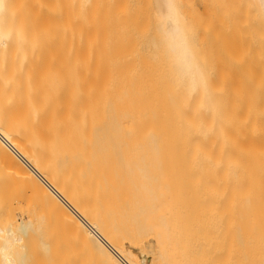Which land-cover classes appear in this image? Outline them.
Listing matches in <instances>:
<instances>
[{"label":"bare ground","instance_id":"1","mask_svg":"<svg viewBox=\"0 0 264 264\" xmlns=\"http://www.w3.org/2000/svg\"><path fill=\"white\" fill-rule=\"evenodd\" d=\"M84 1L0 0V190L8 191L6 190L8 188L5 189L4 181L8 180L6 178L9 174L11 177V170L16 173L15 167L19 164L18 156L17 160L15 157L12 161L9 160L10 156L6 160L5 151H13L12 155L16 153L21 156L22 159L19 158L20 166L23 165L21 169L24 167L26 169L18 168L20 171L17 175L19 178L25 173L23 185L24 188L28 186L27 202H22L24 209L18 222L13 219L15 215L8 216L10 211L15 210L14 205L13 209L10 204L9 209L3 206L7 211L12 210L6 212L10 218L6 217L5 220L0 218V264H34L37 261L51 260L52 253L56 251L57 254V248L55 250L54 246L56 247L58 241L54 242L55 245L49 243L48 233L45 231L48 226L54 230L67 228L66 230L75 234L78 229L80 231L84 228L85 231L77 233L86 232L84 241L80 242V245L76 243L79 235L75 236L76 239L73 238L74 241L71 238L74 237L73 234L70 236L71 234L64 233L66 234L64 238L68 240L62 243L67 246L68 251L67 248L63 250V253L67 251L62 254L63 257L59 252L60 256L57 258L61 257L62 261H68L69 264L73 260L74 264L81 261L79 256L72 257V253L74 255L81 253L80 258L88 260L87 262L84 260V264H111L113 261L119 264H198L197 229L202 224V214H206L207 210L212 213L214 211L211 205L202 202L205 195L200 183L201 179L197 180V178L199 174L214 173L217 171L214 167L221 164L224 165L225 176L232 183L230 194L237 191L240 197L242 226L244 228L254 226L263 230L260 234L264 240V121L262 120L264 90L261 92L263 96L261 97V94L260 100L258 99L261 106L257 103L259 111H256V115L263 114L262 119L253 115L259 120L252 121L253 117L251 122H249L250 118L248 122L245 120L248 124L254 122L256 124L254 127L253 124L248 125L243 120L247 128L238 132L233 130L234 135L232 131L227 132V130L216 134L198 130L196 132L198 138L194 145L187 148L184 145L189 142L187 134L192 132L178 131L176 125L181 116L177 112L183 103L185 104L182 105V109H191L188 102L198 90L199 83L194 73L173 67L170 61L168 32L171 29L170 26L167 29L165 27L163 0L159 2L151 0L156 34L155 37L153 36L152 47L155 48L157 61L163 63L162 66L165 67L163 69L166 70L165 75L170 78L169 81H172V88L166 83V87L169 88L167 93L171 90V94L176 96L175 98L169 94L170 99H175L169 100L171 101L169 104L166 102L169 114L164 117V148L160 149L158 146L157 132L151 130L148 134H142L144 137L138 140L137 131L130 128L132 125L130 129L123 125V121L128 120L130 114L127 112L114 114L113 110L109 109L107 115L103 117L104 120L99 126L97 125L98 127L96 126L97 128L93 127L95 129L92 128L91 133L90 162L87 167L89 172L86 173V180L87 184H90L89 176L94 174L95 192L97 191L95 196L81 193L84 189L90 191L89 187L84 185L82 177L68 182L70 189L63 200L62 208H51L48 215L40 208L36 201L37 189L35 190L38 180L34 177L38 161L32 153L31 144L21 143L17 133L32 131L38 123L37 117L48 119L49 127L52 129H66L73 133L83 131L81 115H73L67 110L64 83L51 81L52 59L48 49L50 41L47 38H50V35L52 37L53 34L57 36L55 33L50 34V30L52 32L55 30L54 27L51 28V25L57 23L55 21H59L56 25V29L58 28L56 33L61 35L64 32L63 21L66 22L67 18L65 15L63 19L64 13L71 9L70 6L75 10L77 8L82 10L81 6H85ZM248 1L255 8L256 11L252 7L255 15L259 16L257 21L261 23V34L264 36V0ZM169 5L179 13L178 0H169ZM94 11L96 10H93V13ZM180 18L182 28L185 30L183 19L181 16ZM262 81L264 83V80ZM262 87L264 84H260V88ZM178 93L184 99L175 95ZM204 100H200V103ZM178 102L183 103L179 105ZM259 106L263 112L260 111ZM201 117V115L197 116V118ZM255 126L257 131L254 130ZM241 131L245 132L240 135ZM238 134L242 137V143H239L241 137ZM205 139L220 147L217 148L215 145L206 148L203 145ZM179 143L183 145L180 147ZM71 157L74 161L78 159V154L71 151ZM8 160L11 162L9 163ZM7 168L10 172L8 171V175L5 176ZM22 171L24 173H21ZM236 175L238 185L234 182ZM11 178L7 183L10 184ZM19 179L13 181L19 183ZM40 184L41 180H39ZM192 189H195L194 194ZM197 189L198 193H196ZM18 190L16 191L18 196L19 194L23 196L20 192L23 188ZM215 191L218 192V189L212 188V192ZM7 194L9 195V191ZM1 207L0 203V210ZM19 208H22L21 205ZM215 216L217 223L216 212ZM208 221L211 223L209 219ZM70 228L76 231L73 229L71 231ZM56 236L58 237V234ZM72 245L74 248L77 245L78 248L82 246L83 248L79 249L83 250L79 252L77 248L73 249ZM58 251H62L60 247ZM74 251L78 253L75 254ZM53 257L56 258V255ZM260 259L264 264V255Z\"/></svg>","mask_w":264,"mask_h":264},{"label":"rangeland","instance_id":"2","mask_svg":"<svg viewBox=\"0 0 264 264\" xmlns=\"http://www.w3.org/2000/svg\"><path fill=\"white\" fill-rule=\"evenodd\" d=\"M84 3L85 6H81L83 11L80 8L75 10L72 6H70L71 9L68 7L69 9H66L68 12L64 13L63 18L65 19V15H67L66 22L63 21L66 25L63 24L62 31L64 32L61 31V35L56 33L58 29H56V25L59 21H55L57 23L51 25V28L54 27L55 30L53 32L50 30V34L55 33L57 36L53 34L52 37L50 35V38H47L50 41L48 49L52 59L51 81L64 83L67 110L73 115H81L83 131L73 133L66 129H52L49 127L48 119L37 117L38 123L32 131L17 133L21 143L29 142L31 144L32 153L38 161L34 174L35 179L38 180V185L35 188V190L37 189L36 201L47 215L51 208L64 206L63 200L69 192L70 185L68 182L71 180L74 181L83 177L84 185L89 187L90 191L84 189L83 192H80L91 197L95 196L97 191L95 192L94 174L89 176L90 184H87L86 180V173L89 172L87 167L90 162L91 133L95 129L93 127L101 124L109 109H112L114 114L121 112L130 114V118L124 120L123 125L128 128L132 125L133 128H130L137 131L138 140L144 137L142 134H148L151 130L157 132L158 146L163 149L165 146L163 142L164 117L169 114L167 105L171 102L169 100L176 98L174 94H171V90L167 93L168 87L172 88V81H169L170 78L165 75L166 70L159 68L155 54L152 56L155 61H148L145 51V42L154 32L155 25L154 14L151 9L152 1L85 0ZM250 5L248 0H178L179 14L180 8L183 11V16L181 14L180 16L183 19L185 31L188 28L194 51L198 54L195 59L197 62L203 63L202 67L199 66L208 81L207 97L203 86L198 84V90L194 92L191 101L188 102L191 109H182V105L185 103L178 102L179 105L182 104L178 109L179 112H177L181 119L179 117L176 127L179 132H192V134H187L189 142L184 144L187 148L194 145L198 138L196 135L198 130L215 132V134L217 132L222 133V131L226 132V130L227 132L232 131L231 133L233 130L238 132L240 129L247 128L245 123L248 124L249 118V122H251L252 117V121H254L260 116L258 115L260 113L256 115V111H259L257 103L261 104L258 99L260 100L261 92L264 90L262 89L264 87L260 88V84H264L262 81L264 80L262 71L264 67V36L261 34V23L259 24L257 21L259 16L257 17L258 14L255 15L256 10ZM93 10L96 11L93 13ZM61 32L59 31V33ZM152 41L153 39L149 42L150 46H152ZM260 76L262 77L260 78ZM166 83L170 85L168 84L166 87ZM197 83L199 82L197 81ZM169 94L175 98L171 97L173 99H170ZM175 95L179 96V93ZM181 97L184 99L183 96ZM200 100L204 101L200 103ZM260 109V111L263 110ZM198 115L202 117L197 118ZM243 120L247 122L244 123ZM258 120L256 122L259 124ZM262 120L264 121V119ZM133 122L134 124H132ZM252 124L248 125L253 127L256 125L254 122ZM259 129L261 130V128ZM254 130L257 131L256 126ZM244 132L241 131L239 134ZM238 138L236 139L238 140ZM242 141L241 137L239 143ZM203 142L205 144H202L206 148L215 145L217 148L220 147V145L212 144L206 139ZM179 145L181 147L183 144L179 143ZM71 151L78 154V159L73 161ZM5 152H7L5 155L8 156H5L6 160L9 159V156L11 161L14 159L13 157L16 159L17 156L20 160L22 159L16 153L12 155L13 151ZM19 158L16 159L19 161L15 167L16 173L11 170L12 178L10 174L8 175L9 168L5 173V176L8 175L6 179L11 178V185L9 182L7 183L8 180L4 181L6 187L3 185L5 189L8 188L6 190L9 191L10 197L7 194L8 191L0 190L1 220H5L8 216L11 217L12 214L15 215L13 219L18 222L22 217V209H24L22 204L27 202L28 192L26 189L28 186L26 185L27 187L24 188L23 185L25 183L23 178L25 170L21 172L24 173L21 175L22 178L19 177L21 180L17 175V172L20 171L18 168L21 169L23 166L22 164L20 166ZM214 169L217 171L199 174L197 178V180L201 179L200 183L205 195L202 202L211 205V209L214 211L212 213L207 210L205 211L206 214H202V224L197 229V263L262 264L260 258L264 255V240L260 233L263 230L254 226L250 228L242 226L241 200L238 192L235 191L234 194H230L232 183L224 174L223 164L214 167ZM14 174L15 176H12ZM16 176L17 178H15ZM235 177L236 181L234 182L238 185L237 175ZM13 179L20 181L17 183ZM39 180H41L40 185ZM16 185L17 188H15ZM18 188L19 190L23 188L24 191L21 190L20 192L23 193L24 197L20 194V197L18 196L16 193ZM212 188H217L218 192H212ZM192 193H195V189H192ZM196 193H198V189ZM232 195L234 197H231ZM12 198L13 200H10ZM14 203L18 204L15 205ZM9 204L12 209L14 205L15 210L7 211L5 208L9 209ZM20 205L22 208H19ZM6 212H9L8 216ZM215 212L218 214L219 223L218 219L215 223ZM58 229L60 230V228L56 230ZM64 229L56 231L49 226L46 228L49 243L55 245L54 242L58 241L56 247L54 246L55 250L57 248V254L55 251L52 253L51 260L37 261L34 264H69L68 261L61 259L62 254L68 251L67 246L62 243L68 240L64 238V235L66 236L64 233H69L70 236L74 235L71 237L72 240L76 235V237L79 235L76 243L80 245V242L84 241L86 232L77 234L83 232L84 228L80 231H78L79 229L77 231L73 228L69 229L76 231V234L75 232L70 233L68 230L66 232ZM58 247L62 251H58ZM66 248L67 251L63 253ZM72 248H77L78 251L83 250L79 249L78 245L76 248L72 245ZM59 252H61V257L58 259ZM72 252L69 251V253ZM80 254L74 255L72 253V257L79 256V261L81 259L80 262L77 261L78 264L85 260H82L83 257L80 258ZM55 255L56 258L53 257ZM64 259L66 260V258ZM90 262L95 261L90 260ZM70 264H74V260L73 262L70 261Z\"/></svg>","mask_w":264,"mask_h":264},{"label":"clouds","instance_id":"3","mask_svg":"<svg viewBox=\"0 0 264 264\" xmlns=\"http://www.w3.org/2000/svg\"><path fill=\"white\" fill-rule=\"evenodd\" d=\"M159 2V0H158ZM165 7L166 29L170 26L168 32L169 44L168 55L173 67H179L185 72L195 74L196 80L203 86L205 96L208 95V81L195 59V54L191 46V37L187 31L182 28L181 18L175 9L170 7L169 0H163Z\"/></svg>","mask_w":264,"mask_h":264},{"label":"crops","instance_id":"4","mask_svg":"<svg viewBox=\"0 0 264 264\" xmlns=\"http://www.w3.org/2000/svg\"><path fill=\"white\" fill-rule=\"evenodd\" d=\"M180 14L183 16V11H182L181 8H180ZM186 26H187V24H186ZM187 32H188V28H187ZM155 35H156L155 32H152L150 34V36L148 37V39L146 40V42H145V44H146L145 51H146V54H147V59H148V61L151 60V62L155 61V58L152 57L155 54V48L153 49V47L149 45V42L155 37ZM189 35H190V33H189ZM191 46H192V49L194 51L192 40H191ZM194 54H195V58L198 57V54H196L195 51H194ZM198 63H199V65L201 67L203 66L202 65L203 63L201 61H198ZM159 66H160L159 68L165 69V67L162 66L160 63H159ZM147 68H148V66H147Z\"/></svg>","mask_w":264,"mask_h":264}]
</instances>
